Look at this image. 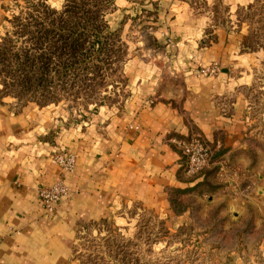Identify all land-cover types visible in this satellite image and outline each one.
I'll list each match as a JSON object with an SVG mask.
<instances>
[{
  "label": "crops",
  "instance_id": "crops-1",
  "mask_svg": "<svg viewBox=\"0 0 264 264\" xmlns=\"http://www.w3.org/2000/svg\"><path fill=\"white\" fill-rule=\"evenodd\" d=\"M243 1L134 0L155 47L151 58L122 60L126 93L118 103L73 115L58 102L0 96V264H78L72 243L86 222H122L134 205L177 217L175 193L212 187L215 194L224 187L219 168L242 143V88L257 60L235 18ZM7 19H0L4 30ZM210 62L217 63L214 74L197 70ZM194 135L210 156L189 174L179 141ZM56 151L75 155L72 171L51 160ZM58 178L68 193L47 211L37 187Z\"/></svg>",
  "mask_w": 264,
  "mask_h": 264
},
{
  "label": "rangeland",
  "instance_id": "rangeland-1",
  "mask_svg": "<svg viewBox=\"0 0 264 264\" xmlns=\"http://www.w3.org/2000/svg\"><path fill=\"white\" fill-rule=\"evenodd\" d=\"M36 1L6 0L0 7V19L5 15L11 18L18 11L24 16L29 3ZM47 3L59 9L63 0ZM99 11L98 22L105 25V43L97 56L96 70L91 68L93 60H88V68H76L64 75L44 71L45 79L51 80L49 84L44 80L46 89L25 87L17 85L23 72L12 70L11 59L9 70L0 71V96L15 102L41 97L58 102L73 115L81 107L118 103L126 93L122 60L130 55L151 58L155 41L141 22L146 14L134 0H108ZM234 12L237 26L243 30V44L257 60L242 88L247 121L242 143L225 155L224 161H229L219 168L224 187L215 194H211L212 187L193 188L183 196L175 193L173 209L180 214L177 217L134 205L124 211L122 222H86L72 243L76 263L264 264V0H245ZM218 14L224 15V9L219 8ZM1 24L0 36L5 31ZM7 31L14 30L10 27ZM8 37L10 41L0 42V53L11 47L5 51L7 60L10 51L26 49L30 56L42 51L32 47L26 34L15 32ZM4 63L0 59V66ZM17 89L21 94L16 96L13 91ZM184 206H188L187 212L181 214Z\"/></svg>",
  "mask_w": 264,
  "mask_h": 264
},
{
  "label": "trees",
  "instance_id": "trees-1",
  "mask_svg": "<svg viewBox=\"0 0 264 264\" xmlns=\"http://www.w3.org/2000/svg\"><path fill=\"white\" fill-rule=\"evenodd\" d=\"M107 1L63 0L59 9L50 7L47 0L29 3L30 7L24 11V16H20L18 11L7 19L9 28L14 31L5 30L0 36V42L10 41L8 35L17 32L21 35L26 34L32 47L42 51L33 56H30L26 49L21 50L20 53L10 51L8 52L10 58L7 60L5 51L10 50L11 47L3 48L0 59L5 63L1 64L0 71L9 70L8 62L12 59V70L23 72V78L17 79L18 86L36 85L46 89L44 80L47 84L51 80L45 79L44 71L54 70L60 76L76 68H88V60H93L91 68L96 70L99 64L96 59L105 43L103 38L105 25L98 22L99 10ZM15 26L18 29H14ZM36 72L39 74L34 76ZM13 92L16 96L21 94L18 89ZM24 101H33L38 105L55 103L32 96Z\"/></svg>",
  "mask_w": 264,
  "mask_h": 264
},
{
  "label": "built area",
  "instance_id": "built-area-1",
  "mask_svg": "<svg viewBox=\"0 0 264 264\" xmlns=\"http://www.w3.org/2000/svg\"><path fill=\"white\" fill-rule=\"evenodd\" d=\"M218 69L216 62L206 64L198 63L197 70L202 74H214ZM179 146L184 155V171L189 174L200 171L209 160L210 152L207 145L196 135L187 140L179 141ZM51 160L59 164L63 171H72L75 163V155L68 151H56ZM68 193L66 184L62 178L37 187L39 201L47 211H52L55 204Z\"/></svg>",
  "mask_w": 264,
  "mask_h": 264
}]
</instances>
